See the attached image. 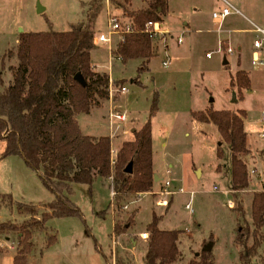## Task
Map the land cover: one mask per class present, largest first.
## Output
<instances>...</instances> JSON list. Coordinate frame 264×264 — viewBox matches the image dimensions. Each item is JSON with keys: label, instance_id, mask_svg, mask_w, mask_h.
Returning a JSON list of instances; mask_svg holds the SVG:
<instances>
[{"label": "rangeland", "instance_id": "rangeland-1", "mask_svg": "<svg viewBox=\"0 0 264 264\" xmlns=\"http://www.w3.org/2000/svg\"><path fill=\"white\" fill-rule=\"evenodd\" d=\"M167 1L169 12L163 28L172 29V32L158 39L162 47L157 51L158 42H155L156 53L145 69H140V59L122 62L109 54V48L114 49L119 40L118 34L112 36L110 46L105 43L94 45L91 61L97 70L105 72L112 80V99L109 97L111 100L106 99L101 105L91 107L87 114H77L75 119L83 135L108 136L116 151L123 141L131 140L132 131L138 130L147 120L156 92L158 110L150 119L153 168L160 179L170 181L168 191L183 186L187 193L164 195L158 182L150 193L140 198H126L124 206L116 212L112 210L108 179H95L90 186L75 183L70 199L80 209L82 220L69 217L47 221V230L35 232L31 237L34 248L28 255V264H116L117 256L126 264H143L148 238L145 226L152 215L159 221L165 216L158 221L160 229L183 231L179 236L180 257L176 264H187L207 244L211 245L213 264H243L238 257L239 248L234 243L235 229L238 224L251 227L252 195L262 190L264 182V139L260 138L264 133V121L261 120L264 66H253L250 62L254 34L248 33L252 29L250 22L259 25L264 22V0H242V5L238 3L240 0H227L241 15L229 16L220 24L213 21L211 14L219 9L221 0ZM91 3L92 0H0V91L12 82L21 33L65 32L74 25L86 24H90L95 34L104 33L108 12L126 22L119 9L110 3L107 9L106 0L93 10V17L89 20ZM144 5L143 0H131L127 7L134 10ZM183 22L197 31L187 35L182 28ZM226 31H231L232 35ZM176 36L182 37V44L176 43ZM224 37L229 39L233 54L220 49L219 42ZM166 44L167 52L163 48ZM166 53L169 63L164 67L162 62ZM224 60L227 64L223 63ZM238 69L245 70L250 79V87L242 91V97L234 88H229L230 76ZM116 81L121 83L116 85ZM120 86L127 91L115 92ZM233 92L235 101H232ZM206 105H211L214 110H243L246 113L244 130L250 153L245 160L250 186L238 193L237 200L243 208L240 218L233 210L237 201L231 190L229 146L220 141L214 124L197 122L190 114L191 110L199 111ZM109 107L126 112L127 120L119 124L113 121L109 127ZM3 148L4 142L0 141V153ZM218 148L221 158L217 156ZM194 167L201 169V177L198 171H192ZM190 191L193 194L189 202ZM0 194H10L13 200L11 207L0 203V222H21L29 218L27 213L19 214L18 203L34 206L38 217L47 210L44 204L54 198L38 174L19 156L0 158ZM161 200L165 201L163 205L159 204ZM4 202L7 204L6 199ZM187 202L192 212L184 208ZM104 208L103 220L99 218L100 214L94 217L93 212ZM113 222L125 231L113 232ZM141 232L147 234L144 241L136 235ZM45 233L49 236L56 233L57 241L48 248ZM14 239L13 235L10 239L0 236V248L4 251L0 253V264H12ZM133 241H138L135 247ZM257 252L252 263H258L259 256L264 255V237Z\"/></svg>", "mask_w": 264, "mask_h": 264}, {"label": "trees", "instance_id": "trees-1", "mask_svg": "<svg viewBox=\"0 0 264 264\" xmlns=\"http://www.w3.org/2000/svg\"><path fill=\"white\" fill-rule=\"evenodd\" d=\"M104 0H92L88 19ZM122 17L132 25L123 33L112 56L126 62L140 59L141 70L155 55V40L146 30L149 21H162L166 12L167 0H145V5L131 10L127 6L131 0H108ZM93 29L90 24L74 25L69 31L24 32L19 35L12 82L0 91V141L4 148L0 158L19 156L25 165L35 171L54 198L44 206L46 211L35 216L34 206L17 204L19 214L27 213L29 218L21 222H0V236L10 239L14 236L15 253L12 264H28V255L34 248L31 239L35 232L47 230L46 223L53 218H79L80 209L73 203L72 185L75 183L90 186L95 179L111 178L114 191L113 211L119 212L128 197H140L153 189L152 140L150 119L158 110V95L154 92L148 118L133 131L131 140L123 141L111 156V140L108 136L83 135L75 116L89 113L91 107L101 105L109 97V75L94 70L91 61ZM79 73L83 83L74 79ZM121 83L116 81V85ZM2 84V83H1ZM0 84V85H1ZM250 87L248 73L238 69L230 76L229 88L236 93ZM193 120L215 125L219 139L230 149L231 190L236 206L233 210L238 217L243 216L238 193L250 186L246 156L247 135L244 130L243 110H214L207 108L191 111ZM218 158L222 157L220 148ZM132 163L130 173L123 171ZM0 203L11 207L10 194H0ZM6 199V202H4ZM106 209L95 216L104 219ZM238 218V220H239ZM251 227L238 224L234 243L238 246L241 263L251 264L257 256L258 246L264 237V182L262 190L252 195L250 204ZM158 217L152 218L145 229L148 232L142 256L143 264H176L180 257L178 248L181 229H160ZM112 231L117 234L125 230L117 222ZM44 235H47L46 233ZM46 248L52 246L56 233L47 235ZM250 240V241H249ZM4 252L0 248V253ZM258 264H264V255L259 256ZM116 264H126L123 258L116 257ZM187 264H213L211 251H199Z\"/></svg>", "mask_w": 264, "mask_h": 264}, {"label": "built area", "instance_id": "built-area-1", "mask_svg": "<svg viewBox=\"0 0 264 264\" xmlns=\"http://www.w3.org/2000/svg\"><path fill=\"white\" fill-rule=\"evenodd\" d=\"M224 4L223 6L218 9L217 11L212 12L211 16L212 19L215 23L220 24L227 16L231 15V14H237V15H241V13L239 12V10L230 2H228L227 0H221ZM106 5H107V9L109 8V2L108 0H106ZM251 26H252V33L254 34V38L252 40V44H251V59L250 62L253 66H264V56L262 54H264V25H258L255 23L250 22ZM146 30L150 33V35L152 36V38L155 40L157 38H163L164 35H169L170 33L164 32L161 29V24L158 21H149L146 23L145 25ZM132 29V25L126 21V22H121L120 19L115 16V15H111L108 12V17H107V26H106V30L104 33H98V34H93V38H92V42L94 45H97L99 43H105L107 45L110 46L111 42H112V36L115 34L119 35V40L122 39V35L125 32H128ZM172 37V36H171ZM118 40V41H119ZM175 41L177 44H180L182 42V37L181 36H176L175 37ZM221 50H225L227 53L229 54H233L234 53V49H232L230 46L227 47H222L220 46ZM112 50L111 48H109V54L112 55ZM209 55V53L207 54ZM111 57V56H110ZM113 57V56H112ZM169 63V58L166 54V59L162 62V65L164 67H166ZM111 87V83L109 84V97H111L112 99V90H110ZM127 89L123 86H120L119 88L115 89V92L117 93H122V92H126ZM108 97V99H109ZM109 99V100H111ZM107 119L109 122V127L112 126V122L113 121H117V123H123L127 120V113L126 112H121L118 111L116 109H114L113 107H109L108 112H107ZM261 120L264 121V110L261 112ZM110 137H112V133H110L109 135ZM260 138L264 139V133L260 134ZM111 140V139H110ZM112 148V146H111ZM115 153L113 155V148L111 149V156L112 158L115 157ZM251 173H253V170H251ZM110 181V194H111V199L114 195V191L112 188V184H111V178L108 179ZM170 186V181L169 180H165L162 184V194L164 195H169V194H174V193H187L186 190H184L182 187H179L178 189H176L175 191H168L167 188ZM215 188V187H214ZM190 195V199L189 202L191 200L193 191L188 192ZM164 200L159 201V204L163 205L164 204ZM187 202L184 205V208L187 209L188 211L192 212V209L190 207V203ZM140 237L142 239L147 238V234L145 232H142ZM112 245L114 247L115 245V239L113 238L112 240Z\"/></svg>", "mask_w": 264, "mask_h": 264}, {"label": "crops", "instance_id": "crops-1", "mask_svg": "<svg viewBox=\"0 0 264 264\" xmlns=\"http://www.w3.org/2000/svg\"><path fill=\"white\" fill-rule=\"evenodd\" d=\"M240 5H242V0H240L239 2H238ZM143 4H145V0H143ZM223 2L221 1V3L218 5V7H219V9L223 6ZM168 12H169V8H168V1H167V7H166V12H165V14L162 16V21L160 22V24H161V29L164 31V32H167V33H170V35H171V32H172V29H165V28H163L164 27V19H165V17L167 16V14H168ZM233 15H237V14H231V15H229V16H233ZM229 16H227V17H229ZM226 17V18H227ZM225 18V19H226ZM182 28L184 29V30H186L185 31V33L187 34V35H189V36H191V34L193 33V32H196L197 30H194V28L195 27H191L190 25H189V23H187V22H183L182 23ZM259 25V24H258ZM261 25H264V22L261 24ZM182 29V30H183ZM226 32H228V35L230 36V35H232V32L231 31H226ZM221 33V32H220ZM248 33H252V30L251 29H249L248 30ZM223 36L225 35V36H227L224 32L223 33H221ZM158 39L159 38H157V39H155V41L154 42H158L157 43V48H156V51H157V49L158 48H160V47H162V45H161V42L160 41H158ZM192 39H194V37H192ZM229 39H227V37H224V38H222L221 40H220V46H222V47H227V46H230L229 45V41H228ZM118 41H116V43H117ZM159 43H160V45H159ZM181 44H182V42H181ZM180 45V44H179ZM94 47H96V46H94ZM163 48L165 49V52H167L166 51V49L168 48L167 47V44L166 45H163ZM240 47L239 46H237V50L238 51H240V49H239ZM92 51V50H91ZM156 53V52H155ZM167 54V53H166ZM90 56H91V53H90ZM168 56V55H167ZM250 56H252V53H250ZM114 59H117V58H114ZM250 59H251V57H250ZM224 64H227V61L226 60H224V62H223ZM93 67H94V70H96V71H98V72H102V71H100V70H97L96 69V67H95V65H93ZM110 78V77H109ZM111 80V79H110ZM112 81V80H111ZM236 100V99H235ZM233 101V100H232ZM207 108H212V109H214L211 105H206L202 110H205V109H207ZM117 110V109H116ZM216 110V109H215ZM222 110H229V109H222ZM191 111H193V110H191ZM191 111H190V113H191ZM199 111H201V110H199ZM232 111V110H231ZM141 127V126H140ZM139 127V128H140ZM132 134H133V131H132ZM132 138H133V135H132ZM151 140H152V138H151ZM117 150V149H116ZM114 152H116L115 150H113V155H114ZM152 168H153V158H152ZM195 169V170H194ZM194 170V172H199L200 173V177H201V175H202V172H201V169L199 168V167H194L193 169H192V171ZM153 172H154V174L157 176V181H154V184H153V189H156V184L159 182L161 185L163 184V182L165 181V180H163V179H160L161 177L160 176H158V173L156 172V170L153 168ZM166 173L167 174H169V170L167 169L166 170ZM160 180V181H159ZM184 190H185V188L183 187V186H181ZM159 188V187H158ZM255 190V189H254ZM150 193V192H149ZM145 194H148V193H145ZM144 195V194H143ZM142 196V195H141ZM140 196V197H141ZM139 197V198H140ZM138 210V209H137ZM100 211V210H99ZM99 211H95V212H93V215H94V217H96L95 216V214H96V212H99ZM137 212V211H136ZM165 217V216H164ZM164 217H162L161 219H160V221L164 218ZM159 221V222H160ZM114 223V222H113ZM112 227H113V224L111 225V230H112ZM142 233V232H141ZM141 233H136V235H141ZM139 239H142L141 237H139ZM143 241H144V239H142ZM57 241V240H56ZM137 242L138 241H133V243H132V246L134 245V247L136 246V244H137ZM211 251V250H210ZM144 252V251H143ZM196 256V255H195ZM11 262H12V257H11Z\"/></svg>", "mask_w": 264, "mask_h": 264}, {"label": "water", "instance_id": "water-1", "mask_svg": "<svg viewBox=\"0 0 264 264\" xmlns=\"http://www.w3.org/2000/svg\"><path fill=\"white\" fill-rule=\"evenodd\" d=\"M74 79L77 80L78 82L80 83H83V80L80 76L79 73H76L75 76H74ZM232 100L235 101V93L233 92L232 94ZM132 170V163L129 162L123 169L124 172L126 173H130ZM154 181H157V176L154 174ZM211 250V245L210 244H207L205 247L202 248L201 251H210ZM196 256L198 255V253L195 254ZM251 264H258V263H251Z\"/></svg>", "mask_w": 264, "mask_h": 264}]
</instances>
